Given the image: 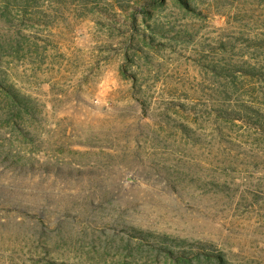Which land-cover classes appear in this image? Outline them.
<instances>
[{
  "label": "rangeland",
  "instance_id": "374dc122",
  "mask_svg": "<svg viewBox=\"0 0 264 264\" xmlns=\"http://www.w3.org/2000/svg\"><path fill=\"white\" fill-rule=\"evenodd\" d=\"M143 1L0 0V264H264V0Z\"/></svg>",
  "mask_w": 264,
  "mask_h": 264
},
{
  "label": "trees",
  "instance_id": "16d2710c",
  "mask_svg": "<svg viewBox=\"0 0 264 264\" xmlns=\"http://www.w3.org/2000/svg\"><path fill=\"white\" fill-rule=\"evenodd\" d=\"M182 5L185 4H189L188 0H178ZM162 3H164L163 0H144L143 1V5L140 7L135 5L134 8H138L139 13H145L148 14L149 13V8L154 6H160ZM133 8V7H132ZM151 28V27H149ZM153 32V29H149ZM156 30V29H155ZM160 34L164 35L163 31H158ZM223 71V70H222ZM228 70L225 69L223 72H227ZM232 72H238L240 74H242L245 77L248 78H258L259 76H261L262 72L260 71V69L254 67V66H250V65H239V66H234L232 69ZM231 74V73H228ZM0 88L3 89L6 94L12 99L13 103H15L16 105L25 108V109H30L31 107L28 105V97L25 96H20L16 91H12L8 86H4V85H0ZM226 119H230V120H241L246 122V124H249L251 126H253L255 129L264 132V112H261L260 109H257L253 106H248V105H243L239 108V111L235 112V114L232 115H224ZM1 157L4 160H9V162H12L14 164H17L15 162V160L13 161L12 159H9V157L7 155H1ZM133 235L138 236V237H142V238H146L151 236L149 233H142L141 231H132ZM162 240H166L169 238L168 237H162ZM173 241L177 244V245H184L185 241L182 240H176L173 239ZM197 250L202 249V245L201 244H197L196 245ZM198 258H204V259H209V260H214L216 262V264H223V260L219 257V256H214V255H209L207 253H203V254H198L197 255ZM215 257V259H214ZM180 258H185L184 256L180 257ZM177 258V261H182L184 262V260ZM189 260V259H187Z\"/></svg>",
  "mask_w": 264,
  "mask_h": 264
}]
</instances>
